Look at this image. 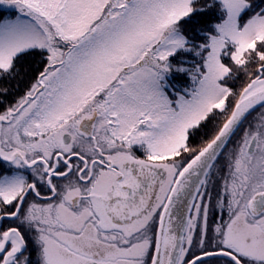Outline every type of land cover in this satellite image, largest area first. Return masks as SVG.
<instances>
[{
	"label": "snow or ice",
	"instance_id": "snow-or-ice-1",
	"mask_svg": "<svg viewBox=\"0 0 264 264\" xmlns=\"http://www.w3.org/2000/svg\"><path fill=\"white\" fill-rule=\"evenodd\" d=\"M0 264H264V0H0Z\"/></svg>",
	"mask_w": 264,
	"mask_h": 264
}]
</instances>
